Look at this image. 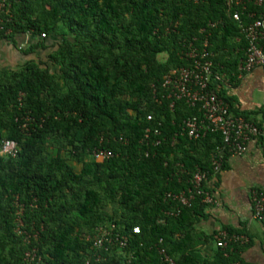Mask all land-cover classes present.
I'll return each instance as SVG.
<instances>
[{
    "label": "trees",
    "instance_id": "trees-1",
    "mask_svg": "<svg viewBox=\"0 0 264 264\" xmlns=\"http://www.w3.org/2000/svg\"><path fill=\"white\" fill-rule=\"evenodd\" d=\"M243 4L0 0V39L17 45L29 33L24 53L35 54L0 68V145L9 139L18 150L0 154V264H28L33 250L40 264H167L161 249L177 264L243 263L239 242L218 247L211 261L201 255L204 193L212 195L208 184L230 153L219 131L183 132L184 121L203 112L168 97L164 85L172 70L192 65L190 44L208 40L221 77L210 88L235 114L220 89L224 46L232 36L247 46L235 11L245 24L262 11ZM97 149L112 156L97 160ZM197 172L206 173L202 194L183 205L173 196L193 190ZM101 228L118 240L94 247L88 236Z\"/></svg>",
    "mask_w": 264,
    "mask_h": 264
},
{
    "label": "crops",
    "instance_id": "crops-1",
    "mask_svg": "<svg viewBox=\"0 0 264 264\" xmlns=\"http://www.w3.org/2000/svg\"><path fill=\"white\" fill-rule=\"evenodd\" d=\"M261 9L264 13V7ZM31 42L29 33L21 35L17 45L0 39V68H16L34 57V53H24ZM261 45L264 49V39ZM245 46L240 36L229 37L220 68L223 75L220 89L229 99L233 112L258 124L261 132L247 143L242 155L230 154L225 168L209 182L208 187L218 203L208 204L196 228L202 235L201 255L207 260L211 261L218 250L219 232L231 228L248 239L240 249L243 263L264 264V222L255 217L253 206L254 191L264 192V70L255 66L243 72L244 58L237 61L238 65L234 64V59L241 54L246 57Z\"/></svg>",
    "mask_w": 264,
    "mask_h": 264
},
{
    "label": "built area",
    "instance_id": "built-area-1",
    "mask_svg": "<svg viewBox=\"0 0 264 264\" xmlns=\"http://www.w3.org/2000/svg\"><path fill=\"white\" fill-rule=\"evenodd\" d=\"M198 2L200 0H188ZM253 2L256 6L264 7V0H248ZM229 6L232 5H244L245 0H226ZM245 8V6H244ZM255 13H250L249 16L253 18ZM264 13H260L253 21L245 24L238 11L233 13V18L238 21L242 28L245 38L247 40L246 57L241 64V70L243 72L250 71L255 66H260L264 70V49L261 45L264 39ZM214 25V24H212ZM4 29L3 19L0 16V31ZM45 37V34H42ZM24 46V45H23ZM208 40H205L202 47H198L191 43L187 57L192 59V65L188 67H182L174 69L165 77L164 85L168 88V97L175 100L185 99L190 105H199L203 112V118L193 116L184 121L183 132L187 133L190 138H198L201 135L210 131H219L223 135L226 149L232 155H242L247 148V143L257 137L261 130L260 127L244 118L240 115H235L230 112L229 105L218 96V94L210 88L212 81H220L221 77L213 72V62L209 58V52L207 50ZM174 105V102L171 106ZM148 119H152L148 116ZM150 129L146 130V137H149ZM159 131L156 130L155 133ZM156 144L159 141L155 142ZM17 145L14 141L4 139L0 145V154H10L15 156L17 154ZM95 159L104 160L112 153L105 150H94L93 154ZM215 170L220 168L219 159H214ZM206 180V173L197 172L193 179V190L182 191L173 197L181 204L190 206L192 200L195 198V194H202V182ZM171 196V195H169ZM203 201L207 204H217L218 201L209 193H204ZM253 206L255 217L264 222V192L254 191L253 193ZM135 233H139V227L134 228ZM105 228H101L94 236H88L93 242V246L101 248L105 243H112L113 240H118V236L114 237ZM248 239L239 234H229L226 230H221L218 235L217 245L225 248L231 242L244 243ZM120 244L124 246L126 241H120ZM163 255V259L167 264H177L170 256L165 253L164 249L160 250ZM36 252L28 251L26 253V261L28 264H40L36 261ZM235 264H244L237 262Z\"/></svg>",
    "mask_w": 264,
    "mask_h": 264
},
{
    "label": "rangeland",
    "instance_id": "rangeland-1",
    "mask_svg": "<svg viewBox=\"0 0 264 264\" xmlns=\"http://www.w3.org/2000/svg\"><path fill=\"white\" fill-rule=\"evenodd\" d=\"M166 57H167V54H165V53L159 55V58L161 60H164Z\"/></svg>",
    "mask_w": 264,
    "mask_h": 264
}]
</instances>
